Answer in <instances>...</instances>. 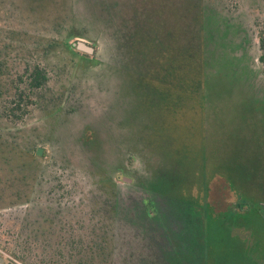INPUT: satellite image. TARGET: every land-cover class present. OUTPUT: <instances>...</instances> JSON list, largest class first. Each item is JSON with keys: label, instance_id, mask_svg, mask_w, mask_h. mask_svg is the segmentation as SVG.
I'll use <instances>...</instances> for the list:
<instances>
[{"label": "rangeland", "instance_id": "374dc122", "mask_svg": "<svg viewBox=\"0 0 264 264\" xmlns=\"http://www.w3.org/2000/svg\"><path fill=\"white\" fill-rule=\"evenodd\" d=\"M260 25L264 0H0V34L37 50L56 100L1 147V263L22 264L11 233L37 241V225L20 253L37 264L68 259L72 235L107 240L97 264H173L187 249L192 263L264 264V194L229 186L233 169L264 171ZM100 251L90 243L86 262Z\"/></svg>", "mask_w": 264, "mask_h": 264}, {"label": "trees", "instance_id": "16d2710c", "mask_svg": "<svg viewBox=\"0 0 264 264\" xmlns=\"http://www.w3.org/2000/svg\"><path fill=\"white\" fill-rule=\"evenodd\" d=\"M19 34L20 33H18V35ZM258 39L259 50L261 54L260 63L264 68V25L259 26ZM18 41L19 40L15 39L9 40L8 38H5L4 35L0 34V150L2 149L1 147L4 144H9L10 140H8V138L11 137V134H9V126H20V124H23L28 116H30L36 109H41L43 106L56 102L54 97H48L49 84L51 83L49 65L42 61H38L36 57V49H29L27 46L25 48V45H27L26 43L24 45L23 43H21L24 48H20L18 46L20 45ZM22 49L23 51L27 50V54L31 55H27L28 57L24 56L25 54L21 53ZM251 165L252 163L249 164L248 168H250ZM250 171V177L253 178V181H251L250 179L248 181H246L245 179H241V177H239L238 174H236V171L233 169L231 177L234 180L231 181L229 186L233 191H236V195H239L241 191H243V193L252 194L254 197L259 198L262 194H264V171L258 166H253V169L250 168ZM59 191H65L63 185L60 186ZM157 191L159 190L157 189ZM242 195H240L238 200L242 199ZM260 201L262 202L259 203V206H264V196H261ZM176 202L180 203L179 201ZM243 206H245V203L239 204L238 210H241L242 212L244 209ZM54 219L55 217L50 214V216H48V218L44 220L43 223L48 224L52 222L53 226L50 228L51 235L58 236V234L62 233L63 230L60 232L57 230L58 225L56 222H54ZM188 220L190 224L191 218H189ZM193 221L195 225L199 227L198 231L196 232H198L199 239H201L205 231L203 229L204 223L201 215L194 217ZM61 226L62 228H64L63 224H61ZM28 227L34 229V231H31V234H35L37 236V239L40 240L39 236L41 237V233L39 232V226L30 225ZM28 234L25 227H23V229L19 233H11V237L13 238V248L11 254L19 263L37 264L35 262L28 261L20 254L24 249L25 244H28V247L30 245L32 247L37 246L38 240L33 241L31 239V236L29 238ZM64 239L65 237L62 236L61 240ZM71 239L72 241L70 240V245L72 247L69 246L67 248V250L70 249V257H68V259H71V256H73V254L75 253L74 255H76L78 259L82 258L81 263L79 264H89L88 261L86 262V259H88V255H86V253L87 250L90 249V243L93 251L96 249V243H99L101 247L100 254L95 255L92 253L90 257V261L92 262V264H97L98 260H104L105 256H107L108 254V242L106 239L91 240L85 243L84 246L83 242H80L79 240H77V238H74L73 235ZM0 248L4 249L2 246H0ZM58 250H60V248ZM187 251L188 249L185 250V252L181 251L177 253L178 255H181L179 258H177L180 261H174L173 264H183V262H185L187 259ZM58 255L60 256V260L55 264H64L63 262L67 263L68 259L65 257V255H63L60 251ZM205 259L207 260L202 259L203 264H210L212 261L209 259V257H206ZM181 260L183 261L181 262ZM190 263L200 264L199 262ZM0 264H2L1 261Z\"/></svg>", "mask_w": 264, "mask_h": 264}, {"label": "water", "instance_id": "95a60500", "mask_svg": "<svg viewBox=\"0 0 264 264\" xmlns=\"http://www.w3.org/2000/svg\"><path fill=\"white\" fill-rule=\"evenodd\" d=\"M78 50L86 52L88 54H92L94 52V49L92 47L86 46L83 43L78 44ZM42 151H43L42 149L38 150V152H37L38 156H42Z\"/></svg>", "mask_w": 264, "mask_h": 264}, {"label": "flooded vegetation", "instance_id": "af4514ba", "mask_svg": "<svg viewBox=\"0 0 264 264\" xmlns=\"http://www.w3.org/2000/svg\"><path fill=\"white\" fill-rule=\"evenodd\" d=\"M177 260H179V259H176L175 261H177ZM180 261V260H179ZM183 260H181V262H182ZM185 261V260H184ZM177 263V262H176ZM180 263V262H179ZM183 264H191L190 262H188V260L186 259V261L185 262H183Z\"/></svg>", "mask_w": 264, "mask_h": 264}]
</instances>
